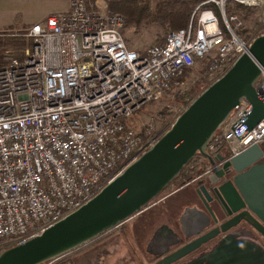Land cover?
I'll return each mask as SVG.
<instances>
[{
    "label": "built area",
    "instance_id": "obj_1",
    "mask_svg": "<svg viewBox=\"0 0 264 264\" xmlns=\"http://www.w3.org/2000/svg\"><path fill=\"white\" fill-rule=\"evenodd\" d=\"M228 1L256 10L254 28L239 34L244 22L226 14ZM204 3L217 11L198 6L194 24L143 50L126 45L124 19L105 0H71L68 10L24 28L31 43L23 57L0 67V250L79 208L148 149L189 103L157 135L134 117L164 100L198 61L209 86L264 33V0ZM255 89L264 98V73ZM249 106L242 99L231 110L207 145L210 155L264 142V116L235 131ZM222 164L215 159L184 185Z\"/></svg>",
    "mask_w": 264,
    "mask_h": 264
},
{
    "label": "water",
    "instance_id": "obj_2",
    "mask_svg": "<svg viewBox=\"0 0 264 264\" xmlns=\"http://www.w3.org/2000/svg\"><path fill=\"white\" fill-rule=\"evenodd\" d=\"M263 73L264 33L255 37L230 69L203 89L172 125L114 180L39 235L0 250V264L51 263L117 228L146 209L197 154L209 163L215 159L224 161L221 168L209 176L214 183H218L213 189L214 194L227 208L226 216L229 219L221 225V230L225 232L235 227L238 223L236 216L247 212L255 215L256 229L264 236L261 226V223L264 224V147L255 143L241 153L227 158L222 154L212 156L207 152L208 143L242 99H246L250 106L239 120L235 131L242 126H246L247 130L252 129L264 116V98L255 89ZM226 176L229 179L220 182ZM192 211L202 213L196 208L186 207L183 217H188ZM196 215H192L194 219ZM201 227L192 234H199L203 228ZM161 231L162 229L156 231L149 241V253L155 254L152 246L159 243ZM214 234L204 233L154 264H171ZM233 235L218 242L219 245L213 248V252L217 253L219 249L229 245V239ZM172 243L168 242L167 245ZM244 250L245 255L251 254L247 247ZM228 251L227 247L225 253ZM255 251L257 264H264V250L256 246ZM165 252L164 248L159 255ZM244 260L241 258L240 263Z\"/></svg>",
    "mask_w": 264,
    "mask_h": 264
},
{
    "label": "flooded vegetation",
    "instance_id": "obj_3",
    "mask_svg": "<svg viewBox=\"0 0 264 264\" xmlns=\"http://www.w3.org/2000/svg\"><path fill=\"white\" fill-rule=\"evenodd\" d=\"M262 161H264V158ZM228 179L229 177L226 176V178H222L220 182ZM217 184L218 183H214L209 176H202L187 185L183 184L162 195L154 204L151 202L146 208L147 210L149 209V212H146L145 209L132 216V218H141L143 215L145 217L143 221L136 225L138 227L137 232H139L137 235L138 237L143 238V234L146 233L147 229H150L148 235L142 240L144 254L139 264H154L166 255L171 254L178 248L207 232H213L215 234L171 264L258 263V261L255 260L257 256L255 247L259 246L264 250V236L256 229L257 223L255 219L257 218L253 213L247 214V212H241L235 218L238 221L237 225L223 232L221 230V225H223L229 217L226 216L227 208L213 192ZM172 200L175 201L174 207L169 203ZM186 207L196 208L203 214L192 211L188 217H183ZM194 214H197L195 219L192 216ZM202 225L206 226L203 227ZM261 226L264 229L263 223H261ZM200 227L202 229L199 234H192ZM159 229H162L158 237L159 243L152 246V250L155 251V254L149 253L147 251L148 243ZM230 234H234L230 237V241L228 240L231 243L229 245L227 244L225 248L219 249L217 253H215V251L213 252V248L219 245L218 242L222 241ZM168 242L173 243L167 245ZM227 247L229 251L225 253ZM245 247L251 251L250 255L244 254ZM164 248L166 252L159 255V252L164 250ZM241 258L245 260L240 263Z\"/></svg>",
    "mask_w": 264,
    "mask_h": 264
},
{
    "label": "rangeland",
    "instance_id": "obj_4",
    "mask_svg": "<svg viewBox=\"0 0 264 264\" xmlns=\"http://www.w3.org/2000/svg\"><path fill=\"white\" fill-rule=\"evenodd\" d=\"M70 1L0 0V32L22 30L26 28L24 25L29 26L45 19L50 14L66 11L70 6ZM247 25L249 28H254V19ZM128 32L131 35L130 47L133 49L141 50L157 42V29L154 27H141L135 32L133 28H129ZM204 64L205 60L198 61L190 73L182 76V79L179 78V83L172 87V91L164 100L154 101L144 106L134 117L136 119L134 125L137 126L139 121L151 122L154 126L152 132L155 135L159 134L175 112H179L187 103L190 104L206 88L207 79L202 72ZM178 96L182 98L178 99ZM157 199L152 202H157ZM144 218L143 215L141 218L127 220L123 225L112 229L113 231L101 238L93 247L79 250L71 262L64 264H139L144 254L142 240L150 231L147 229L143 238L137 236L139 232H137L136 225Z\"/></svg>",
    "mask_w": 264,
    "mask_h": 264
},
{
    "label": "trees",
    "instance_id": "obj_5",
    "mask_svg": "<svg viewBox=\"0 0 264 264\" xmlns=\"http://www.w3.org/2000/svg\"><path fill=\"white\" fill-rule=\"evenodd\" d=\"M204 1L206 0H105L109 11L117 12L123 17L124 25L122 28V35L129 48H131V35L128 32L129 28H133L135 32L136 29L138 30L141 27H154L157 29L158 35L156 43H163L166 35L171 31L185 28L191 21L193 24L196 22L198 6L199 8L212 7L217 11L213 3L202 4ZM225 11L227 15L237 14L244 22L245 26L253 21L256 12L253 8H248L231 1L226 2ZM24 26L28 27V25ZM245 26L239 31V34H243L247 31L249 25H247V27ZM22 31H25V29L0 32V67L15 58L23 57L24 50L30 45L31 40L25 37ZM180 79H182V77H180ZM177 98L181 99L182 96H178ZM213 154L214 156L218 155L217 152ZM227 155L228 154H224L225 157ZM208 163V160L200 154L195 155L181 170L178 177L175 178L154 200L176 187L185 184L195 175L203 171ZM111 231L58 258L50 264L71 262L74 255L79 253V250L93 247L101 238H104V236Z\"/></svg>",
    "mask_w": 264,
    "mask_h": 264
},
{
    "label": "crops",
    "instance_id": "obj_6",
    "mask_svg": "<svg viewBox=\"0 0 264 264\" xmlns=\"http://www.w3.org/2000/svg\"><path fill=\"white\" fill-rule=\"evenodd\" d=\"M261 145L264 147V142H262ZM169 203H170V205H171L172 207L175 206V201H174V200L170 201ZM146 212H149V209H148V210L146 209Z\"/></svg>",
    "mask_w": 264,
    "mask_h": 264
}]
</instances>
